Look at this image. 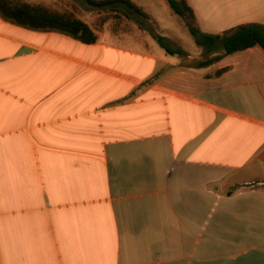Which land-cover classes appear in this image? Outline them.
Wrapping results in <instances>:
<instances>
[{
  "label": "crops",
  "instance_id": "1",
  "mask_svg": "<svg viewBox=\"0 0 264 264\" xmlns=\"http://www.w3.org/2000/svg\"><path fill=\"white\" fill-rule=\"evenodd\" d=\"M131 1L177 42L166 0ZM186 2L207 33L264 25V0ZM108 11L135 28L0 16V264H264V50L182 64Z\"/></svg>",
  "mask_w": 264,
  "mask_h": 264
},
{
  "label": "trees",
  "instance_id": "2",
  "mask_svg": "<svg viewBox=\"0 0 264 264\" xmlns=\"http://www.w3.org/2000/svg\"><path fill=\"white\" fill-rule=\"evenodd\" d=\"M97 9L120 10L125 15L135 14L133 20L148 30L160 46L169 54L186 56V52L175 46L165 36L152 33L146 25L147 14L131 0H84ZM170 9L181 17L193 41L203 51V56L193 66L200 67L220 59L223 55L258 45L264 50V25L260 23H245L223 31L222 33H207L202 31L195 21L192 8L186 0H166ZM0 16L13 24L35 30H51L69 35L85 43H92L97 36L83 20L50 11L41 6L28 3H12L0 0ZM211 52H219L209 56Z\"/></svg>",
  "mask_w": 264,
  "mask_h": 264
},
{
  "label": "rangeland",
  "instance_id": "3",
  "mask_svg": "<svg viewBox=\"0 0 264 264\" xmlns=\"http://www.w3.org/2000/svg\"><path fill=\"white\" fill-rule=\"evenodd\" d=\"M12 3H28L33 6H41L47 8L50 11L70 15L72 17L79 18L86 22L91 29H93L97 35H108L116 33H126L129 30L135 28V23L132 20L115 16L114 13L108 10H98L95 7H91L84 0H7ZM165 1V0H164ZM166 2V1H165ZM164 2V3H165ZM153 7H156L159 11L160 21L164 28L176 29L175 39L177 42L171 39L172 44L176 46H182L188 48L191 44H194L193 38L185 25L184 20L178 15L169 11L167 3H165V11L163 4L153 3ZM170 12V13H169ZM146 25L150 27L152 33H159L169 38L168 33H163L165 30L162 29L160 24L152 18L146 20ZM147 33V32H146ZM96 35V36H97ZM203 56V55H202ZM196 58H188L184 56L182 64L194 63ZM264 186V182L262 183Z\"/></svg>",
  "mask_w": 264,
  "mask_h": 264
}]
</instances>
